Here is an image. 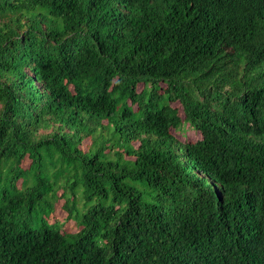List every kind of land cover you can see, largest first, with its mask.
<instances>
[{
  "label": "trees",
  "instance_id": "obj_1",
  "mask_svg": "<svg viewBox=\"0 0 264 264\" xmlns=\"http://www.w3.org/2000/svg\"><path fill=\"white\" fill-rule=\"evenodd\" d=\"M0 264H264V0H0Z\"/></svg>",
  "mask_w": 264,
  "mask_h": 264
},
{
  "label": "rangeland",
  "instance_id": "obj_2",
  "mask_svg": "<svg viewBox=\"0 0 264 264\" xmlns=\"http://www.w3.org/2000/svg\"><path fill=\"white\" fill-rule=\"evenodd\" d=\"M173 106H175V107H177L178 108V110H179V113H180V115H181V117H182V113H181V111H180V109H179V106L177 105V104H173ZM188 127H185V129H187ZM173 134H175L176 136H177V138L178 139H180V140H182V141H190V142H195L196 140H199L200 139V134L198 133V132H196V131H194V130H192V129H190V128H188L187 129V132H186V134H185V136L184 135H181V133H177V132H174ZM134 146H136V144L134 145ZM28 162H29V160H25L24 162H23V164H22V166L23 167H26L27 165H28ZM60 203L61 202H59L58 204H57V206L55 207V211H54V213L52 214L53 215V218L55 219V220H58V221H62L63 220V218H64V214L60 211V209H59V206H60ZM70 224L71 223H66L65 224V228L66 227H68V226H70ZM64 229V228H63Z\"/></svg>",
  "mask_w": 264,
  "mask_h": 264
}]
</instances>
